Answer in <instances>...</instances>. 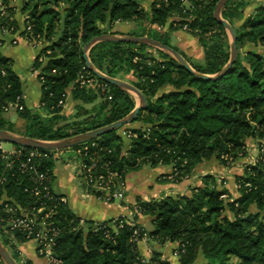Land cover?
Instances as JSON below:
<instances>
[{"label":"trees","instance_id":"1","mask_svg":"<svg viewBox=\"0 0 264 264\" xmlns=\"http://www.w3.org/2000/svg\"><path fill=\"white\" fill-rule=\"evenodd\" d=\"M10 1L0 2L7 5L4 11L0 7V26H13L7 28L14 29L10 34L20 32L24 36L28 23L23 22V17L29 15L32 32L46 43L33 63V69L40 71V104L44 105L41 111L18 101L24 96L22 80L13 59L0 52V129L26 138L60 141L115 123L134 111L133 96L99 79L83 59V49L93 38L117 34L111 31L117 23L145 20L149 28L156 24L170 26L168 34L144 30L129 35L149 36L164 43L201 75L215 77L231 60L230 37L214 16L220 0H190L192 11L186 12L181 0H169V4L160 7L151 3L150 11L144 10L138 0H19L20 19L16 16L18 6ZM246 5V0H230L222 11L223 19L236 31L238 59L226 74L216 78L203 79L167 53L145 44L100 42L90 49L89 58L96 70L120 80L131 73L135 79L132 84L148 102L147 109L134 122L140 127L127 130L136 137L126 140L113 131L71 148L83 150L82 155L88 152L84 156L86 162L90 156L95 157V177L107 175L110 170L124 182L129 173L147 164L153 168L171 166L173 173H178L177 182H181L206 162L216 160L230 166L248 157L247 141L264 139V54L251 49L242 52L247 44L264 47V6L238 26L237 22L244 19ZM177 15L183 20L179 17L180 20L170 21ZM191 16L193 19L187 20ZM176 24L181 28L188 24L189 34L199 38L204 64L172 45L170 36L179 30L174 29L178 28ZM149 49L158 51L159 57L146 52ZM41 56L46 62L38 61ZM82 74L109 87L102 92L104 101L99 106L101 110L108 109L103 120L100 112L94 114L97 108L87 112L84 107L98 96L80 87L78 79ZM69 88L72 99L82 103L72 122H67L58 106ZM18 103L24 110L16 108ZM13 107L18 124L6 116ZM43 160L42 168L49 170L53 178L55 162ZM9 181L5 189L18 203L35 206L36 199L25 192L23 176ZM201 181V186L191 189L189 195L148 201L138 198L133 207L135 220H123L122 226L115 219L83 224L66 202H60L52 221L61 231L53 245L50 264H146L138 247L144 234L163 244L183 245L178 264H264V160L247 166L244 174L238 176L239 197L233 200L215 174L203 175ZM88 190L105 199L101 192ZM140 215L152 219V231L138 224ZM14 238L26 241L17 232L2 242L19 262ZM153 256L151 264H169L160 259L161 253L154 252ZM0 264H4L1 258Z\"/></svg>","mask_w":264,"mask_h":264},{"label":"rangeland","instance_id":"2","mask_svg":"<svg viewBox=\"0 0 264 264\" xmlns=\"http://www.w3.org/2000/svg\"><path fill=\"white\" fill-rule=\"evenodd\" d=\"M138 1H139V3L141 5L147 6L149 4V2H151L152 0H138ZM0 2H1V0H0ZM10 4L14 5V6H18L19 9H17V11L18 10L19 11H18V13L16 12V16L18 17L19 13H21L19 0H17V1L16 0H11ZM190 5L191 4L187 5L190 9H188L186 6H184V7L187 8V10L192 11V6L190 7ZM6 6L7 5L5 3H1L0 4V7H1V9L3 11L5 10ZM179 17L180 16L177 15V19L176 20H180V18L183 20L182 17H180V18ZM172 19H170V21L173 22L174 20H172ZM18 21H19V24H21V21L20 20H18ZM145 22H146L145 20L144 21H132V22H127V23H121L122 25L118 24V25H116V27L120 26V27H124V28H133L132 31L136 30V32L140 33V34L144 30L146 32H152V30H153L154 32L155 31L158 32L157 34H168L169 29H171V28H168L167 31H164V29L162 28L159 31V30H156L155 28H152V27L149 28V26H145ZM176 25L178 26V28H174V29H179V31H182L183 33L187 32V35L190 33V31H185L184 28H181L178 24H176ZM106 28H108V27H106ZM126 35H129V34H125V36ZM152 35L155 36L154 33ZM228 35L230 37V41L232 42L231 35L229 33H228ZM7 37H10V36H6L5 38H7ZM170 37L172 38V36H170ZM189 37L195 39L197 42L195 41V43L192 45L191 43H189V41H190L189 39H187V40H185V39H181L180 40L179 39V40H177V42L180 43V46H181V47H179V49L181 51H183L185 54H187V56H189L192 60L196 61L199 64H204V57L205 56H204L203 48L201 47V45L199 43V38L197 36H192L191 34H189ZM174 39L175 38H173V40ZM170 41H171L173 46H174V44H176V42H172V39ZM247 45L248 46H246L245 48L242 49V52H245V50L251 49V50H256L259 53L264 54V47H262V46H254V45H250V44H247ZM38 50L39 49H35L32 46H28V45H26L24 43L22 45H20V46H15V47H13L11 45L0 46V51L2 52V54L7 56V57H10V58H12L14 60V68L17 70V72L20 75V77H22L23 81H25V83L23 85H24V87H26L27 99H28L29 104L31 105V107H33L34 110L41 111L42 108L44 107V105L40 104V101H39L40 95H41V84H40L39 79H38V74L35 71H33L34 57L37 55ZM146 52H148V53H150V54H152V55H154L156 57H159L158 51H154L152 49H149ZM86 76L90 77L89 75H86ZM134 80L135 79H134V77H133V75L131 73L123 75V80L122 81H125V82H128V83L132 84L134 82ZM99 87L100 86L97 85V84H94V85L88 84V85H86V87H85L86 90H89L90 92H92L94 94H97L98 99L92 104L84 105V107L87 108V112H91V111H93L94 108H97L95 110L94 114L100 112L99 113L100 114V118H101V120H103L105 118V116L108 114V109L107 110H101L100 107H99L100 104H102L103 101H104L101 98V96L103 95L102 94L103 91ZM24 93H25V91H24ZM71 95H72V89L69 88V89L66 90V93H65V101H66V104H67L68 101L71 102L72 106H70V107H67V106L65 107L64 106V108H62V111H61V114H64L67 117V122H72L73 120H75V115L77 114V106L79 104H82L79 101L78 102L73 101ZM131 95L133 96V98L135 100L136 107L139 106L140 105V100L137 97V95L136 94H131ZM22 100H23V98H22ZM37 104H38V106H36ZM34 106H36V107H34ZM67 110L70 112V115L66 114ZM6 116L13 123H16V124L19 123V118H18V116L16 114V110H15L14 107L10 108V110H8V113H7ZM84 118H82V119H84ZM139 127H140V123H134L133 122L132 124H129V125H126V126L122 127L120 130H118V133L124 139L129 140L126 137L127 136L126 133L128 132L127 130H130L132 128H139ZM258 142H259L258 145H260V140ZM3 148L5 150H7V151H12V150H14L15 146L13 144H11V143L3 141ZM68 149H70V148H68ZM247 151H248V149H247ZM124 152H125V149H124ZM87 155H88V152H86V154L84 153V155L82 157L81 156L77 157V155L75 153L63 150L62 154H58L56 156L52 155V156H50V158L46 159V162L49 161V160L54 161L55 164H56V165H54V167H55L54 170H57V171L59 170L58 171L59 173H61L63 170H65V172H69L71 170V166H73V168L75 169V174H76L77 178L80 179L79 181H81V183L83 185V188L84 189H91L92 191H96V190H98V187H100V184H98V186L95 188L92 185H86V183H84V179L80 178V176L85 175V172H86L84 165H86V166H93V165L96 166V159L93 156H90L88 158V161L86 162L84 156H87ZM248 158L249 157H246V158H243V159H241L239 161L233 162V163L230 164V166H223V165L222 166L225 167V168L231 169V170L234 169L233 172H235V173L236 172H243L244 173L245 169L247 168V166L252 165V164L249 163ZM67 164H69L71 166L66 167ZM205 164L206 165H217L218 162L216 160H212L211 162H208V163L206 162ZM12 167H7L5 165H3L1 167V173H2V175L5 177V179L7 181L3 182L0 185V197H2L3 199L12 198L13 200H15L17 202V200L9 194V191L5 189L6 188V184L8 182H10L9 180L14 178L12 174L10 175V172H12V170H11ZM9 168H11V169H9ZM158 168H160V169H158ZM162 169H164V170L169 169V171H166V173L158 175L159 172L162 171ZM174 174L175 173H173V169H172L171 166H163V167L159 166L157 168H153L150 165L143 164L142 167L138 171L129 173L127 175V177L130 176V185L133 186V189L134 188L138 189L139 185H142L144 182H147V180H149V182L155 184V186L158 185V184H156L155 181H158V183H161V182H164V181H170V182L172 181L173 183H180V182H177V179H176L177 176H174ZM141 176H143L142 179H141ZM222 176L223 175L220 174V176H217V177H218V179L224 181L225 179H223ZM238 176L236 178H238ZM127 177H126V181H124V183H123V181L121 182V184L123 186L124 197H125ZM155 177H156V179H155ZM79 181H78V179H76L75 182L77 184H79L78 183ZM140 181H142V182H140ZM51 184L53 185L54 189H56V190L58 189V181L56 180V177H55L54 180L51 181ZM94 184H96V183H94ZM108 184H111V183L108 182ZM224 184L225 183H223V186H225ZM107 185H104V186H107ZM30 188H31L30 184L27 181H25V190L26 189H30ZM225 188H227V187H225ZM184 189H182V190H184ZM110 190H112V186L110 187ZM84 191L86 193H89V190H84ZM99 192H102L105 195V199L104 200H106V197L108 198L109 195H110V192H105V191H100V190H99ZM111 193H112V191H111ZM89 194H91V193H89ZM124 197H123V199L118 200L116 202V204L118 205L120 203V201L122 202L124 200ZM163 197H165V196H163ZM115 200H117V199H114L113 201H115ZM127 201H128V203L131 202L130 199H127ZM131 212H132V214L130 216V219H128V217H124L123 216V217L116 218L115 220L124 219L127 222H132V220H135L134 219L135 210H133V207L131 208ZM3 217H4L3 210L0 208V219H2ZM13 234H15V233L8 232V231L6 232L3 228H1V225H0V241H1L2 244H3V242H2L3 239L12 238ZM148 239H149V236L147 235V238L144 241H147ZM141 241H143V240H141ZM177 246L178 245L174 243V246L165 245V246L160 247L159 248L160 252H162L160 259L163 260V261L168 262L169 264H171V262H172L171 260H174L176 263H178L179 257H176L174 255L175 250L178 248ZM172 247H174V248H172ZM6 249L11 253V255H13V251L9 247H6ZM36 251H37V249H36ZM139 251H140V249H139ZM140 253H141V251H140ZM148 253H149L148 257H146L145 255H142V253H141V255L144 256L143 259H144V262L146 264H149V263L151 264L152 260L154 259V256H153L152 252H148ZM163 253H166L169 257L167 255H164ZM18 261H19V262H17L18 264H25L26 263V261H24L20 257L18 258ZM233 262H237V260L234 259ZM157 263H159V262H157ZM153 264H155V263H153Z\"/></svg>","mask_w":264,"mask_h":264},{"label":"built area","instance_id":"3","mask_svg":"<svg viewBox=\"0 0 264 264\" xmlns=\"http://www.w3.org/2000/svg\"><path fill=\"white\" fill-rule=\"evenodd\" d=\"M182 6H186L190 9L187 5L191 4L190 0H181ZM207 1V0H206ZM209 2L213 0H208ZM151 3L155 4L156 7H160L161 4H169V0H152ZM193 7V6H192ZM185 8V7H184ZM187 8L184 9V12L188 11ZM151 10V5H150ZM177 16L173 17L172 20H176ZM193 17L191 16L187 20H192ZM31 18L29 15L23 17V22L28 23V27L26 29V34L24 36L20 35L25 42L32 46L35 49H40L45 45L40 36H35L32 32V26L30 25ZM165 26L154 25L152 28L156 30H161ZM7 28H14L13 26L7 27L5 25L0 26V34L7 35L14 31V29L8 30ZM185 31H190L189 25L184 24L182 26ZM17 40H14V42ZM40 63L46 62V58L41 56L38 60ZM37 74L40 73L39 70H34ZM78 83L80 87H86V85L97 84L99 85L100 89L103 92L108 91V85L99 82L96 78L87 77L86 75H80L78 79ZM22 98H18V101H21ZM66 104L65 100H60L58 106L64 108ZM16 108L20 111L24 110V106L20 105L19 103L16 104ZM127 139L136 137V134H131V132H127ZM87 150V147L83 148ZM64 151L73 152L78 156H83V150H73V149H63ZM63 150H45L44 153H40L37 149H29L26 147H15L12 151H7L3 148V141L0 140V185L7 181L5 177L1 173V167L3 165L12 170L10 175L12 174L13 177H17L19 175L23 176L24 180L27 181L31 188L26 189L25 192L29 194L31 197L36 199L35 206L24 207L20 203L16 202L12 198H5L3 199L0 197V208L3 210L4 217L0 219L1 228H3L6 232L12 233H21L26 240L33 241L36 244L37 252L40 256H46L50 258V261L53 260L52 257V248L53 245L56 243V239L60 234V229L55 227L53 224V214L55 213V209L60 202H65V199L58 198L53 193L51 187L52 177L50 175V171L47 169L42 168V164L45 160L48 159L50 156L62 154ZM260 155L256 159V164L259 160H264V139L260 141L259 145ZM5 163V164H4ZM85 167V175L80 176V178L84 179V183L86 185H92L93 187H98L97 192L105 191L110 192L109 197H106L107 201H113L114 199L121 200L124 197L123 186L121 184L122 180L118 177V174L115 172H107V175H100L95 177L93 170L95 166H86ZM178 173L176 172L174 176H177ZM110 182L111 184H108ZM96 183V184H94ZM124 183V182H123ZM108 184V185H107ZM107 185V186H104ZM112 186V190L110 187ZM88 190V189H85ZM112 191V193H111ZM102 193V192H101ZM103 194V193H102ZM104 195V194H103ZM105 196V195H104ZM227 195H223L222 198H228ZM124 219L117 220L119 221V226L124 224ZM83 223V222H82ZM114 229H116L114 227ZM138 234V231H135V235ZM147 238V234H144L142 240ZM184 246L180 245L175 250L174 255L176 257L180 256L181 252H184ZM145 263V262H144Z\"/></svg>","mask_w":264,"mask_h":264},{"label":"crops","instance_id":"4","mask_svg":"<svg viewBox=\"0 0 264 264\" xmlns=\"http://www.w3.org/2000/svg\"><path fill=\"white\" fill-rule=\"evenodd\" d=\"M247 5L244 10V19L241 21L237 22V25L240 26L243 21L248 18L249 16L253 15L256 10L260 6H264V0H246ZM150 4L147 6L142 5L143 9L146 11H150ZM18 13V11H17ZM21 14L19 13L18 18L20 19ZM121 24L117 23L116 25ZM116 25L111 29L112 32L117 33L118 35H125L129 34L131 32H135L136 30L132 31L133 28H124V27H116ZM122 25V24H121ZM170 26L167 27L165 26L164 31H167ZM6 36H10L5 38ZM172 36V42H176L174 44L178 48L181 47L180 43L177 42V40L181 39H189V43L192 45L195 43V39L190 38L189 34L187 35V32H182V31H174L171 34ZM173 38H175L173 40ZM14 40H17L14 42ZM0 46L4 45H11L13 47L15 46H20L23 43L28 45L25 40L20 36V32L16 34H7V35H0ZM197 42V41H196ZM182 45V44H181ZM29 46V45H28ZM1 52V51H0ZM2 53V52H1ZM38 53V52H37ZM38 55V54H37ZM37 55L34 57V61L37 58ZM5 56V55H4ZM7 57V56H6ZM10 58V57H9ZM12 59V58H11ZM14 61V60H13ZM15 69V68H14ZM17 72V70L15 69ZM18 74V72H17ZM19 75V74H18ZM20 77V75H19ZM22 80V83L24 84L25 81H23L22 77H20ZM24 87V85H23ZM24 105L25 107L28 108H33L28 102L27 99V92H26V87H24ZM41 99V95H40ZM39 99V101H40ZM73 100V99H72ZM74 101V100H73ZM76 102V101H75ZM38 106V104L36 105ZM34 106V107H36ZM70 107L72 106L71 102H67L65 107ZM67 115H70V112L67 110L66 112ZM258 140L254 139H249L247 141V149L249 152V163L254 164L256 159L260 155L259 151V145H258ZM56 165V164H55ZM71 165L67 164L66 167H69ZM221 164L217 165H206L205 163L202 164L200 167H198L193 175L190 177H187L180 183H173L172 181H164L161 183H158V181H155L157 186L155 184L149 182H144L142 185H139L138 189L134 188L133 186L130 185V176L127 177V182H126V190H125V197L124 200L117 205L115 201H106L104 199H101L93 194L86 193L83 188V185L80 179L77 178L75 174V169L73 166H71V170L69 172H65L63 170L61 173H59L57 170H53V178L52 180L55 179L58 181V189H54L53 185L51 184L52 190L57 194L63 196L65 199V202L69 205L71 210L82 219L83 224L84 221H93L95 223H100L104 221H108L111 219H116L119 217H128L130 219V216L132 214L131 208L134 207L137 203L138 198H142L143 200H150V199H158L162 198L163 196H179V195H189L191 193V189L195 187H199L202 184L201 177L206 174H215L216 176H222L224 181L219 180L222 184L225 183L224 187H227V189L230 192L231 195V200L238 198L239 197V191H238V185H237V176H242L244 173L243 172H233V170L221 167ZM163 167V166H161ZM55 168V167H54ZM160 169V168H158ZM157 169V170H158ZM166 171H169V169H162V171L159 172L158 175L166 173ZM59 173V174H58ZM168 173V172H167ZM157 175V176H158ZM143 176H141L142 179ZM78 179L77 184L75 181ZM140 179V180H141ZM156 179V177H155ZM169 180V179H168ZM142 182V181H140ZM150 188V189H149ZM185 188V189H184ZM184 189V190H182ZM127 199H130L131 202L128 203ZM138 224H140L146 231H152L154 229L152 219L149 216H143L140 215L138 217ZM13 242L16 244L17 249L19 250V255L20 258H22L24 261H31L32 264H50L51 261L48 257L46 256H40L37 251H36V244L32 241H24V242H19L17 241L16 238L13 239ZM176 244V243H175ZM165 245H172L174 246V243H160L158 240L149 238L147 241H140L138 242L139 249L142 253V255H145L148 257L149 253L152 252H160V247L165 246ZM150 247V248H149ZM174 248V247H172ZM164 255H167L166 253H163ZM168 256V255H167ZM144 257V256H143ZM169 257V256H168ZM171 264H178L174 260H171Z\"/></svg>","mask_w":264,"mask_h":264},{"label":"water","instance_id":"5","mask_svg":"<svg viewBox=\"0 0 264 264\" xmlns=\"http://www.w3.org/2000/svg\"><path fill=\"white\" fill-rule=\"evenodd\" d=\"M230 0H220L217 5L216 9L214 12V16L217 21L222 23L226 29V31L231 35L232 37V42H231V60L227 64V66L224 68V70L218 74L215 77H211L208 75H201L196 73L191 65L185 60V58L176 50L173 48L165 45L164 43L155 40L154 38H151L149 36H132V35H118V34H104L102 36H98L93 38L83 49V59L86 62L87 68L94 72V74L101 80L114 85L118 88L123 89L124 91L130 93V94H136L137 97L140 100V105L137 106L134 111L127 116L126 118L119 120L115 123H112L110 125L75 135L70 138H66L60 141H40V140H35V139H30L26 138L5 130L0 129V140L4 142L11 143L13 145H18L19 147H26V148H31V149H37V150H63V149H68L72 148L75 146H78L80 144L87 143L89 141H92L104 134L113 132V131H118L122 127L132 124L135 122L138 114L142 111L147 109L148 107V102L146 97L143 95V93L137 89L134 85L116 79V78H111L108 77L107 75L99 72L96 70L89 58V51L90 49L95 46L96 44L100 42H119V43H136V44H145L148 46H151L153 48L160 49L166 53H168L170 56L173 57L181 66L189 70L190 72L194 73L195 75L203 78V79H208V78H216L219 76H222L226 74L232 65L237 61L238 59V47H237V34L233 26L226 21L225 19L222 18V11L226 4ZM0 258L3 261L4 264H18L17 261L13 258L11 253L6 249V247L1 243L0 241Z\"/></svg>","mask_w":264,"mask_h":264}]
</instances>
